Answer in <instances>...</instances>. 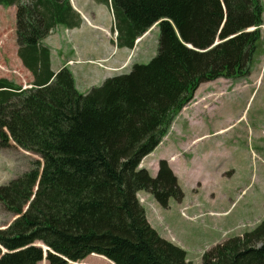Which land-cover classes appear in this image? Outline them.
Returning <instances> with one entry per match:
<instances>
[{"label":"trees","instance_id":"1","mask_svg":"<svg viewBox=\"0 0 264 264\" xmlns=\"http://www.w3.org/2000/svg\"><path fill=\"white\" fill-rule=\"evenodd\" d=\"M94 1L113 12L118 48L134 49L154 26L159 47L149 64L83 94L68 68L52 70L44 43L58 27L81 26L71 1L0 0V7H16L18 57L33 77L32 89L0 79V147L12 141L43 160L0 186V204L20 216L0 229V264H40L39 243L49 248V264H79L93 254L114 264H193L151 226L138 198L149 193L163 208L181 202L178 178L165 159L155 177L140 165L202 84L250 75L261 30H249L264 25V5ZM202 264H264V221L214 246Z\"/></svg>","mask_w":264,"mask_h":264},{"label":"rangeland","instance_id":"2","mask_svg":"<svg viewBox=\"0 0 264 264\" xmlns=\"http://www.w3.org/2000/svg\"><path fill=\"white\" fill-rule=\"evenodd\" d=\"M74 2L76 4V0ZM79 2L91 21L87 23H92L96 29L71 32L67 28H57L49 35L53 39L47 41L53 43V50L47 46L55 57L53 67L56 70L59 67L57 59L60 49L72 57L76 55L77 60L69 64L73 70L68 69L73 76L76 73L78 89L85 93L82 87L97 88L105 80L98 82L94 79V84L90 86L84 73L77 74L74 66L81 63V60L78 61L79 54L83 59L96 56L91 51L111 46L109 44L115 41L116 34L113 33L114 28L110 27L113 12L108 7L94 0ZM262 3L264 5V0ZM98 12H105V15L101 17ZM16 13L14 6L0 7V79L5 78L24 89H32L33 77L24 69L18 57ZM262 26L250 75L202 84L193 101L175 118L162 145L146 158L143 166L155 177L159 160L163 157L173 159L169 165L184 192L183 200L179 202L171 199L167 208L161 207L146 192L140 194L139 200L145 208L147 219L154 225L151 226L163 239L183 249L187 261L193 264H202L203 255L214 246L230 238L241 237L264 221ZM57 37L60 39L59 45L55 42ZM159 38L160 30L155 26L137 44L136 50L131 52L133 55L130 62L127 59L122 65L110 67L115 49L107 59L95 63L111 75L130 73L134 65H147L157 55ZM121 55L115 59L118 60ZM152 161H157L156 167ZM35 162L43 164L40 156L22 150L12 141L10 147H0V186L30 171ZM18 217L5 211L0 204V229L7 228ZM83 261L79 264H88ZM40 264L49 263L44 260ZM89 264L108 263L90 259Z\"/></svg>","mask_w":264,"mask_h":264},{"label":"crops","instance_id":"3","mask_svg":"<svg viewBox=\"0 0 264 264\" xmlns=\"http://www.w3.org/2000/svg\"><path fill=\"white\" fill-rule=\"evenodd\" d=\"M71 4H72L73 8L83 18V23L81 24V26L79 28H76V29L71 30V32H73V31H82V30L85 31V29H88V28H90V29H96L92 23H87V21H89V22H91V21H90V19H88V17H86L87 16L86 15V12H83L84 10H83L82 6L80 5L79 0H76V4L77 5L75 4L74 0H73V2L71 0ZM98 13H99V16H101V17H103L105 15V12H98ZM112 23H113V25H112ZM110 27L114 28V18L112 19V16H111V19H110ZM58 28H65V27H58ZM78 33H80V32H78ZM57 36H60V35L57 34ZM49 38L53 39V36L52 37H50V36L47 37L45 39L44 43L46 45H48L51 48V51H52L53 50V46H52L53 43L50 44V43L47 42ZM143 38H141V41H142ZM79 39H81V38H79ZM55 42L58 45L60 44L59 37H57V40ZM111 43H112V41H111ZM115 44H116V42L114 41L112 44H109L111 46H107L106 45V48L105 49H102V50L100 48H94L91 52L94 55H96V56H90V57H87V58L83 59L81 57V54H79L80 59L78 61L81 60L80 61L81 63L78 64V65H76V66H74V67L77 68V70H76L77 71V74L84 73L87 76V79H88L87 82L88 83H91L90 86H92L94 84V83H92L94 79H96L99 82V81L106 80L107 79V75H109L110 77L111 76L112 77L115 76V75L109 74L110 72H108L107 70H104L103 68H101L98 65H96L95 62H98V61L103 60V59H107L113 53V51L116 49V53L114 55V58L110 62V63H112L114 65H110V63H109V66L110 67H117L118 65H122L127 60V58L129 57V55L131 54L132 50L127 49V48H121L120 49V48L116 47ZM71 53L73 54V52H71ZM121 53H122V55L120 56V58L118 60H116L115 57L116 56H119ZM66 56H68V57L66 58ZM75 56L72 57V55L71 54H67V51H65L64 49H60V51H59V58L57 59V61H58L57 63L59 64V67L56 70L53 67L54 66V62H55V57H54V55L52 53L51 54L52 70L55 73H57L62 68L67 67V68H69L72 71L73 69L71 67H73V66H70L69 65V62L72 61V60H74V61L77 60ZM113 69H117V68H113ZM29 74L31 75L30 72H29ZM74 77H75L74 79H75V82H76V87L78 89V82H77V77H76V73L75 72H74ZM82 89L85 90V93H83V94H86V93H88L91 90V88L88 89L87 86L82 87ZM78 90L80 91V89H78ZM80 92L82 93V91H80ZM146 158H148V156ZM146 158L141 163L140 168H143ZM162 159L168 160V162L170 163V165H171V161L173 160V159H167V158H164V157ZM152 164L155 165V167H156L157 161L156 162H153L152 161ZM141 193L142 192H139L138 193V198H139V196H140ZM141 198H143V197H141ZM148 220L151 223V221H150L149 218H148ZM151 225L154 227V225L152 223H151ZM90 259H98V260H101V261H106V263H108V264H114L113 262L109 261L105 257L99 256V255H95V254L87 257L82 263H88L89 264ZM72 264H75V263H72Z\"/></svg>","mask_w":264,"mask_h":264},{"label":"water","instance_id":"4","mask_svg":"<svg viewBox=\"0 0 264 264\" xmlns=\"http://www.w3.org/2000/svg\"><path fill=\"white\" fill-rule=\"evenodd\" d=\"M220 43V40L219 39H217V41H216V43H215V45H217V44H219ZM190 48H192V46H189ZM29 207V206H28ZM28 207L25 209V212L28 210ZM24 212V213H25ZM38 246H40V247H42V248H44V250H45V258L47 257V250H49V248L48 247H46L45 245H43V244H38Z\"/></svg>","mask_w":264,"mask_h":264},{"label":"bare ground","instance_id":"5","mask_svg":"<svg viewBox=\"0 0 264 264\" xmlns=\"http://www.w3.org/2000/svg\"><path fill=\"white\" fill-rule=\"evenodd\" d=\"M152 29H154V27Z\"/></svg>","mask_w":264,"mask_h":264}]
</instances>
